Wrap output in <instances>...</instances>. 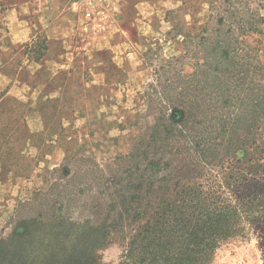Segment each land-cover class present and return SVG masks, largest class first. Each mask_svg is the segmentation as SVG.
Here are the masks:
<instances>
[{"label": "rangeland", "instance_id": "374dc122", "mask_svg": "<svg viewBox=\"0 0 264 264\" xmlns=\"http://www.w3.org/2000/svg\"><path fill=\"white\" fill-rule=\"evenodd\" d=\"M87 1L0 0L1 175L12 169L0 181V264H120L137 223L185 188L227 194L229 173L248 167L246 187L264 189V109L248 114L244 98L250 83L264 100V0H92L95 20ZM244 3L257 31L237 22ZM113 20L111 35L89 36ZM22 98L37 133L8 157V123L27 126L11 102ZM211 140L210 165L184 167ZM120 196L131 208L111 213ZM245 230L213 264H264V221Z\"/></svg>", "mask_w": 264, "mask_h": 264}, {"label": "trees", "instance_id": "16d2710c", "mask_svg": "<svg viewBox=\"0 0 264 264\" xmlns=\"http://www.w3.org/2000/svg\"><path fill=\"white\" fill-rule=\"evenodd\" d=\"M243 5L244 7L237 11L240 13L237 19L239 26L242 25V28H246L248 31H257L258 20L261 21L260 18L251 12V8L247 3ZM227 25L230 26L228 31L230 43H239V35L233 33L234 23L231 22ZM238 54L236 48H233L231 56L228 58L229 61H232L233 78L238 76L234 73L236 68L240 66L237 61ZM36 79L37 76L34 77V80ZM52 82L50 81L48 85L53 86V84H50ZM31 86L34 87L37 84L34 83ZM249 86H252V88ZM249 86L244 87V98L248 103L247 110L250 109L248 114H251L256 113L260 107L264 109V100L261 105V100H258L255 94V87L250 83ZM55 100L59 99L49 101L53 102ZM30 110H32V107ZM246 121L247 124H252L248 117ZM220 124L221 128L225 127L224 122ZM9 126L10 124L8 128ZM163 127L164 129L160 127L159 130L168 133L165 129L167 124ZM23 131L28 133L30 129L28 126H24ZM35 136L36 133L32 134L33 138ZM200 143H205V145L195 146L196 150H192L195 151V155H192L196 160L190 155H187L188 157L183 156V162H181L184 167L210 165L208 161L210 156L216 157L219 155V152L211 155V147L212 149L214 147L212 140ZM206 148H208L206 152H203ZM251 155L252 153L249 150H244L243 159L239 160H244L246 164H252L255 160L250 159ZM235 169L236 172L229 173L230 175L227 177L228 181L231 182L228 183L227 181L226 186H224L229 190L227 194L224 191L206 193L199 188H185L181 198L173 204L169 202L168 207L163 208L165 213L162 215L158 213L153 223L150 224V220L142 225L137 223L134 228L135 233L129 238L128 244L125 246L120 264H213L216 251L221 245L248 237L245 224L264 221V189L258 186L246 187V181L249 180L248 167L243 169L235 167ZM242 182L244 183V189L239 186L237 190L241 191L243 189L241 192L231 193L234 191L232 189L234 188L233 183L242 185ZM108 196L111 195L108 194ZM114 202L110 201L111 213L119 205L122 210L131 208L128 200L121 196L117 197Z\"/></svg>", "mask_w": 264, "mask_h": 264}, {"label": "crops", "instance_id": "0c3cea01", "mask_svg": "<svg viewBox=\"0 0 264 264\" xmlns=\"http://www.w3.org/2000/svg\"><path fill=\"white\" fill-rule=\"evenodd\" d=\"M181 11H182L181 8H177L174 11L173 21H176V16ZM114 27H115V24H114V20H113L111 22V24L108 26L103 25L102 28L97 30V31H90V32H92V34L90 33L89 36H95L97 38L98 37H103V38L105 37L106 38L112 34V32L114 31ZM54 45H55L54 47L51 46L50 53H49V55L52 57H53V54L57 55V56H59V54H60V53H58V49L56 47V44H54ZM37 74L38 73L33 74L32 75L33 78L35 76H37ZM26 86L29 87L28 85H26ZM12 105L15 106L16 108H19L20 114L23 115V123L28 126V128L30 129V132L27 133V132L23 131V129H24L23 124L21 126L19 125L18 127H16L15 124H12L11 122L8 123V125L10 124V126L7 130L4 131V136H5V139L3 141L4 150H2V152H1L3 155H6L8 157L14 156V153L18 152V147H17L18 141L20 144H23L22 141L24 140V138H26V136L32 135V134L34 135L35 133H37L35 130H33L30 127V124L28 123L29 116H31V114H33V112H34L33 110H30L31 107L34 108L33 101L29 100V99H23L22 98L18 101L14 100L12 102ZM25 110H26V112H25ZM11 172H12L11 165H8L7 167L4 166L2 169L3 174L1 175V172H0V181L3 182V181L8 180L10 177L9 176L7 177V175L10 174Z\"/></svg>", "mask_w": 264, "mask_h": 264}, {"label": "built area", "instance_id": "2783aa9c", "mask_svg": "<svg viewBox=\"0 0 264 264\" xmlns=\"http://www.w3.org/2000/svg\"><path fill=\"white\" fill-rule=\"evenodd\" d=\"M95 2H93L92 0H88L87 1V4L85 6V10H84V15L86 17L87 20H95L96 19V12L98 11L94 5ZM103 12L101 13H98V14H102ZM102 17L101 19L104 18V16H100Z\"/></svg>", "mask_w": 264, "mask_h": 264}]
</instances>
